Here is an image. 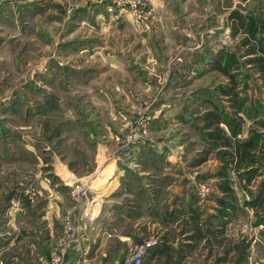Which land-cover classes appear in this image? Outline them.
<instances>
[{
  "label": "rangeland",
  "instance_id": "rangeland-1",
  "mask_svg": "<svg viewBox=\"0 0 264 264\" xmlns=\"http://www.w3.org/2000/svg\"><path fill=\"white\" fill-rule=\"evenodd\" d=\"M144 12L0 0V264H264V0Z\"/></svg>",
  "mask_w": 264,
  "mask_h": 264
},
{
  "label": "crops",
  "instance_id": "crops-1",
  "mask_svg": "<svg viewBox=\"0 0 264 264\" xmlns=\"http://www.w3.org/2000/svg\"><path fill=\"white\" fill-rule=\"evenodd\" d=\"M107 167L109 169L112 166H107ZM107 167H105L101 171V174H100L101 179H102L101 180L102 181L101 184L98 185L97 188H93V189L91 188V191H92L93 194H103V193L105 194V193H108L107 190H109V191L111 190L113 193H115L116 189L118 188L119 183H118V180L116 178H117V176H119V174L114 176V174L116 173L114 171V169H116V167L113 168L111 171L106 170ZM113 172H114V174H113ZM99 189H100V191L98 192L97 190H99ZM105 191H107V192H105ZM109 197H105V198L100 199V200H96V198H94V200L90 201L89 205L92 206V204H94V206L91 207V208L89 206V208H88V210H89V212H88L89 217H91V218L93 217L92 219L98 217L100 220H102L103 218L108 219V216H113L114 215L115 217L114 218H111L110 219V221H111V220L115 219L121 212H124L125 213V210L122 207L120 200L118 198H114V197H110L109 198ZM89 234L90 233L88 232V236H89ZM86 235H87V233H86ZM103 236L104 237H110V236H113L114 237L115 235H106V233L103 232L102 233L101 240L99 241L100 242L99 243L100 244V247H97L96 252L102 246V243L101 242L103 240ZM82 237H84V236H82ZM85 237H87V236H85ZM85 237L82 238V240H81V243H82L81 250L84 251V252H86L87 249L91 245H93V243H90V241L88 240V238L85 239ZM127 245H128V242H127Z\"/></svg>",
  "mask_w": 264,
  "mask_h": 264
},
{
  "label": "built area",
  "instance_id": "built-area-1",
  "mask_svg": "<svg viewBox=\"0 0 264 264\" xmlns=\"http://www.w3.org/2000/svg\"><path fill=\"white\" fill-rule=\"evenodd\" d=\"M153 1L154 0H123V7L135 21H142L145 15V7L152 4Z\"/></svg>",
  "mask_w": 264,
  "mask_h": 264
}]
</instances>
